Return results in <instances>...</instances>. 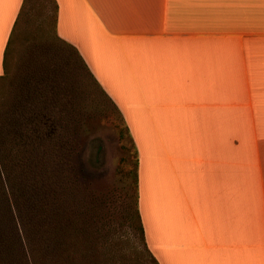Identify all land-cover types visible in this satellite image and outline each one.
<instances>
[{
	"label": "crops",
	"instance_id": "obj_1",
	"mask_svg": "<svg viewBox=\"0 0 264 264\" xmlns=\"http://www.w3.org/2000/svg\"><path fill=\"white\" fill-rule=\"evenodd\" d=\"M23 1L0 0V75ZM51 2L134 138L155 263L264 264V0Z\"/></svg>",
	"mask_w": 264,
	"mask_h": 264
},
{
	"label": "rangeland",
	"instance_id": "obj_2",
	"mask_svg": "<svg viewBox=\"0 0 264 264\" xmlns=\"http://www.w3.org/2000/svg\"><path fill=\"white\" fill-rule=\"evenodd\" d=\"M51 1L27 0L0 82V106L23 86L16 100L37 134L5 140L0 264H156L133 220L134 138L55 33Z\"/></svg>",
	"mask_w": 264,
	"mask_h": 264
},
{
	"label": "trees",
	"instance_id": "obj_3",
	"mask_svg": "<svg viewBox=\"0 0 264 264\" xmlns=\"http://www.w3.org/2000/svg\"><path fill=\"white\" fill-rule=\"evenodd\" d=\"M26 2V0L23 1ZM18 21V19H17ZM15 22V26L13 27L11 34L9 36V40L5 49L4 53V59H3V73L0 75V82H4L6 79L8 82V57L11 53L12 50H10V45L12 43L13 35L15 33V29L18 22ZM23 86H18V89H16V97L12 100V102H6L5 104H2L0 106V169L1 168H6L5 166V161L3 159L4 155V149L7 148L8 143L5 145V140H31L32 138H36V135H34L30 128L26 127L27 121H25L24 116L20 112V105L18 104V101L16 100L17 98V93L20 90V93L23 91ZM23 94V93H22ZM126 128V126H125ZM128 136L130 137L129 130L126 128ZM47 131L50 135H53L55 132L54 127L49 126L47 128ZM132 141V140H131ZM133 144V141H132ZM134 146V144H133ZM135 151V148H134ZM134 189H135V194H134V212H133V220H134V225L135 229L137 230V235L138 237L142 240L144 246L147 249L145 238H144V230H143V225L141 221V217L139 215L138 207H137V177H136V159L134 160ZM53 238V237H52ZM52 241V240H49ZM50 246V245H49ZM51 249V248H50ZM148 250V249H147ZM49 258V256H46ZM50 259V258H49ZM47 264V259L45 260Z\"/></svg>",
	"mask_w": 264,
	"mask_h": 264
}]
</instances>
